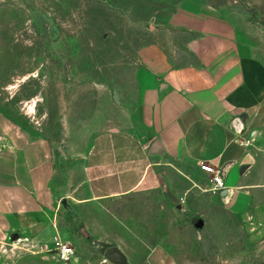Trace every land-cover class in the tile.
<instances>
[{"label": "rangeland", "instance_id": "1", "mask_svg": "<svg viewBox=\"0 0 264 264\" xmlns=\"http://www.w3.org/2000/svg\"><path fill=\"white\" fill-rule=\"evenodd\" d=\"M176 1L0 0V114L49 143L57 197L47 220L53 234L36 244L7 237L0 264H113L104 258L112 246L125 264H264V155L253 163L251 213L241 217L192 161L151 159L148 146L113 163L98 150L100 136L128 127L140 46H174L175 64L193 62L188 35L166 24ZM203 1L233 20L264 64V0ZM142 164L162 186L128 190ZM110 170L123 184L116 196L103 195L114 191ZM59 245L72 251L66 261Z\"/></svg>", "mask_w": 264, "mask_h": 264}, {"label": "crops", "instance_id": "2", "mask_svg": "<svg viewBox=\"0 0 264 264\" xmlns=\"http://www.w3.org/2000/svg\"><path fill=\"white\" fill-rule=\"evenodd\" d=\"M166 24L188 35L184 49L193 62L175 64L181 54L174 46L171 53L159 44L140 46L128 127L100 136L98 150L109 152L110 159L117 154L130 161L132 153L140 156L143 147L156 143V152L147 149L151 159L225 169L219 200L230 213L249 216L253 163L264 155V64L233 20L203 0H181ZM141 167L128 190L147 182L162 186L153 166L146 173ZM53 172L49 143L0 114V242L23 236L36 244L53 234L47 224L57 203ZM98 174L100 182L99 169ZM110 182L114 191L103 195L121 193L123 184L113 171Z\"/></svg>", "mask_w": 264, "mask_h": 264}, {"label": "built area", "instance_id": "3", "mask_svg": "<svg viewBox=\"0 0 264 264\" xmlns=\"http://www.w3.org/2000/svg\"><path fill=\"white\" fill-rule=\"evenodd\" d=\"M199 167L203 174L212 177L211 181L213 190L220 191L225 187L223 180L225 170L214 169L208 165H200ZM58 247H62L59 252L60 259L63 261L69 259L70 255L72 254L71 249L65 245H59Z\"/></svg>", "mask_w": 264, "mask_h": 264}, {"label": "water", "instance_id": "4", "mask_svg": "<svg viewBox=\"0 0 264 264\" xmlns=\"http://www.w3.org/2000/svg\"><path fill=\"white\" fill-rule=\"evenodd\" d=\"M112 99L115 103H118V97H117L116 92H113ZM156 151H157V144L153 143L149 147V154L156 152ZM243 170H244V167L240 169V172H242ZM104 258L113 264H125L126 263L125 255L119 248L115 246L108 247L104 251Z\"/></svg>", "mask_w": 264, "mask_h": 264}, {"label": "trees", "instance_id": "5", "mask_svg": "<svg viewBox=\"0 0 264 264\" xmlns=\"http://www.w3.org/2000/svg\"><path fill=\"white\" fill-rule=\"evenodd\" d=\"M180 1H181V0H177V1L175 2V5H177ZM173 10H174V9H173Z\"/></svg>", "mask_w": 264, "mask_h": 264}, {"label": "bare ground", "instance_id": "6", "mask_svg": "<svg viewBox=\"0 0 264 264\" xmlns=\"http://www.w3.org/2000/svg\"><path fill=\"white\" fill-rule=\"evenodd\" d=\"M32 108H33V106H30V109H32ZM15 248L17 249V248H19V247H15Z\"/></svg>", "mask_w": 264, "mask_h": 264}]
</instances>
